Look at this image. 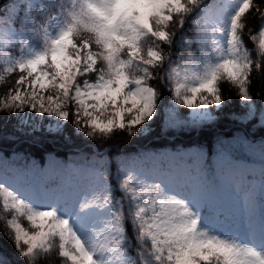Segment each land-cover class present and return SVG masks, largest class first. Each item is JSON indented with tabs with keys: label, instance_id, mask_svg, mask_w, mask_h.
<instances>
[{
	"label": "snow or ice",
	"instance_id": "obj_1",
	"mask_svg": "<svg viewBox=\"0 0 264 264\" xmlns=\"http://www.w3.org/2000/svg\"><path fill=\"white\" fill-rule=\"evenodd\" d=\"M248 15L260 22L248 37L252 49L243 39ZM189 16L196 33L177 45L195 42L200 55L189 51L178 63L162 46L171 48L169 29L183 30ZM0 68L20 73L0 97V112L15 115L17 130L29 135L45 118L49 133L64 134L71 123L87 138L144 136L161 116L166 129L201 128L219 119L225 84L247 109L229 118L244 124L256 117L253 73L264 69V0H22L10 20L0 16ZM161 89L171 93L167 103ZM238 143L259 160L249 164L221 140L211 166L200 151L144 158L150 167L125 161L115 202L99 168L73 169L46 187L36 183L34 164L5 165L13 175L0 174V225L23 264L47 261L53 251L65 264H264V141ZM0 264L11 262L0 255Z\"/></svg>",
	"mask_w": 264,
	"mask_h": 264
},
{
	"label": "trees",
	"instance_id": "obj_2",
	"mask_svg": "<svg viewBox=\"0 0 264 264\" xmlns=\"http://www.w3.org/2000/svg\"><path fill=\"white\" fill-rule=\"evenodd\" d=\"M45 4H50L53 0H41ZM212 0H205V3H211ZM256 3H260L261 0H254ZM52 14H55L54 12ZM33 15H36L34 11ZM37 19H40L37 16ZM191 17H185V25L183 30L173 28L176 32L171 48L166 45L162 46L165 55L169 52L173 53V59L178 60L179 56L186 57L190 51L193 55L199 56L200 53L197 50V44L192 43L189 49L187 45L180 47L177 45L180 36L184 35L192 38L195 33V27L189 22ZM43 22V21H42ZM246 27L243 31V39L246 46L249 49L253 48V43L249 41L250 34H254L259 28L260 22L258 18L248 15L246 21ZM18 28L20 21H17ZM251 30V33L250 31ZM35 40V38H33ZM185 49H188L185 51ZM156 71H161L157 69ZM264 69L261 72H254L252 76V83L250 87V93L253 96V103L256 106V117L247 123H239L236 120L230 119L229 116L233 113L242 115L247 109L241 107L240 97L236 94V90L233 88L228 91V85L224 87V99L226 106L218 113L219 119L214 123L205 125L197 129H166L163 125L162 116L158 117L153 123V129L145 136H139L145 138L143 141H138L136 137L127 135L126 132H116L111 138L105 139L87 138L83 135L74 134L72 125L66 126L65 134L72 133V138H79V142L62 143L59 140L49 141L43 138V132L41 136L32 133L27 134V127L23 132L18 131L17 117L15 115H9L8 112H0V149L3 152L4 159H10L14 163V168L18 167L23 169L26 166L32 164L33 159H36L43 163L45 154L49 151H56L67 164L71 161L76 164H85L87 166L99 168L102 171H106L109 187L112 189V195L114 202L120 200L122 193L118 190V178L117 173L125 161L136 160L139 161V157L142 153L148 151H160L167 147H179L184 149L185 147L194 146L199 151L203 152L206 156L204 163L211 166L216 159L218 150L220 149V141L223 140L228 145L229 150L237 157L246 161H258L259 154L246 150L245 146L238 143L239 138H247L249 141L261 142L264 141V128L259 124V115L264 110ZM92 78H95V74H90ZM17 77L11 78L6 82L0 83V97H3L9 88L15 85ZM155 86H159V81H154ZM163 100L165 103L171 100V93L161 89ZM180 112L183 115H187L188 109L181 108ZM87 131V130H85ZM154 138V139H153ZM63 146V147H61ZM185 148V149H186ZM104 150V151H101ZM189 162H191L189 160ZM146 167H150L148 164ZM37 182V181H36ZM45 186H51L50 181L42 180ZM125 208L127 209V203L125 202ZM127 234L129 237L128 250L131 252L136 247V241L133 235V226L126 221ZM8 230L0 225V255L6 257L11 264H23L21 257L16 253L15 248L10 240L6 238ZM40 264H65L64 260L58 256L57 251H53L49 254L47 261L41 260Z\"/></svg>",
	"mask_w": 264,
	"mask_h": 264
},
{
	"label": "rangeland",
	"instance_id": "obj_3",
	"mask_svg": "<svg viewBox=\"0 0 264 264\" xmlns=\"http://www.w3.org/2000/svg\"><path fill=\"white\" fill-rule=\"evenodd\" d=\"M21 3H22V0H4V4L2 6H0V16L8 17L9 20H10L14 16L15 12L18 10V7H19V5ZM34 3H41V0H34ZM33 13H34V11H33ZM17 21H16V26L18 28ZM2 27L7 28L8 27V22L5 21L4 24L2 25ZM169 30L170 31H174L173 28H170ZM18 48H19V44H16L14 47H12L9 50L10 54L18 55V53H17V49ZM0 75H4L5 76V80L4 81H0V83H3V82L8 81L11 78L17 77V79H18L20 73H19L18 70L16 72H14V73H11V74L3 73L2 68H0ZM87 78L89 80H94L95 79V78H92L91 76H88ZM154 86H155V83H154ZM48 124H49V120L47 118H45L42 121L41 130L37 131V132H34V133L38 134L39 137H40L41 136V132H43V135H42L43 138H45V140H49V141H55L57 139V140H59L62 143H67V142L73 143L75 141H79V142L85 143L84 140L80 141V139H79L80 137L77 138V139L72 138V133H66L65 134V129L66 128L64 129V134L49 133L44 128V126H46ZM68 125H70V123ZM152 127H154L153 124H152ZM85 130H87V129H85ZM96 138L99 139V137H96ZM136 138L138 139V141H143L144 139H146V137L142 138V137H139V136H136ZM61 147H63V146H61ZM185 148L181 149L179 147H175V148L170 147V148L163 149L162 151H159V152L148 151V152L142 153L140 155L138 162L142 163L144 166H147L148 164H150V166H151V161H149L147 159H144V158L150 157V156H153V155H156V156H167L169 154H182V153H190V152L199 151V149H197L194 146L187 147L186 150H185ZM101 151H104V150H101ZM205 159H206V156L203 153V161H205ZM247 162L249 164L253 163L251 161H247ZM32 164H34L36 166V169H37L36 174H35V180L37 181L36 182L37 184H40L42 182V180L50 181L51 186H46V187H55L57 184L60 183L61 178L67 176L71 170L79 169L81 167L87 166L85 164H76L73 161H71L70 163L67 164L61 157H59V155H58V153L56 151L47 152L45 154L43 163L38 161V160H36V159H33ZM32 164H30V165H32ZM5 165H7L9 168H14L13 161L10 160V159H4L3 152L0 149V174H6V175H8L11 178L12 175H13L11 172L3 173V168H4ZM87 167H91V166H87ZM16 169H19V168L16 167ZM5 186L8 187V184H6ZM2 203H3L2 198H0V216H3L5 214V212H4L3 208H2ZM21 223H23L26 228L29 227V225L23 219L21 220ZM29 230H31V229H29Z\"/></svg>",
	"mask_w": 264,
	"mask_h": 264
}]
</instances>
